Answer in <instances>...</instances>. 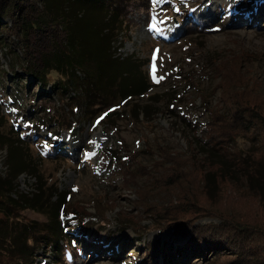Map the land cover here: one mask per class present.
Returning a JSON list of instances; mask_svg holds the SVG:
<instances>
[{
  "label": "rangeland",
  "instance_id": "374dc122",
  "mask_svg": "<svg viewBox=\"0 0 264 264\" xmlns=\"http://www.w3.org/2000/svg\"><path fill=\"white\" fill-rule=\"evenodd\" d=\"M90 1L87 6L93 7ZM109 2L113 9L116 0ZM45 4L49 18L63 15L73 23L79 17L72 3ZM117 6L124 23L115 57L132 59L146 71L151 88L142 95L109 92L86 104L81 92L45 87L26 75L20 51L0 44V132L9 145L16 143L18 159L37 165L47 186L66 193L63 233L44 230L43 214L17 212L34 229L31 246L7 263L1 253L0 264H230L235 258L230 252L189 244L146 213L176 198L174 186L164 187L168 154L185 161L194 175L211 163L225 164L232 182L222 195L213 194L211 205L200 197L197 208L208 216L194 227H219L217 216L224 213L248 224L261 233L247 242L257 261L246 264L264 263V201L247 190L242 165V158H260V142L239 137L214 147L206 127L212 111H229L215 73L223 60L244 58L264 91V0H118ZM97 12L94 7L89 12L92 21ZM154 64L157 76L164 77L159 83ZM6 156L7 150H0V175ZM36 182L22 174L19 191L35 192ZM11 231L7 226V238L15 235ZM8 243L22 250L21 239Z\"/></svg>",
  "mask_w": 264,
  "mask_h": 264
},
{
  "label": "trees",
  "instance_id": "16d2710c",
  "mask_svg": "<svg viewBox=\"0 0 264 264\" xmlns=\"http://www.w3.org/2000/svg\"><path fill=\"white\" fill-rule=\"evenodd\" d=\"M49 1L0 0V44L10 52L20 51L24 61L21 70L26 75L33 76L45 87L52 84L57 88L59 84L60 88L81 92L86 104L102 99L109 92L124 98L150 90L149 77L136 61L115 57L119 46H114V42L122 33L119 28L124 23L117 9L118 0L113 9H110V0H91L99 11L93 21L89 18L93 7L87 6L88 0H60L61 7L64 2L67 5L72 3L74 12L78 9L79 17L73 23L63 15L49 18L45 11V2ZM85 12L86 17H83ZM6 20L11 24L8 25ZM242 61L244 58L238 57L237 60L236 56L215 67L223 97L229 98V111L226 114L212 111L206 127L212 135L209 139L214 147L220 148L239 137L259 140L260 158L257 154L256 159L238 158L243 160L247 190L264 201V91L262 83L247 72ZM6 138L0 132V150H7L6 171L0 175V254H4L5 263L8 259L19 258L20 254L23 255V248L31 246L32 236L29 234L32 235L34 229L20 221L17 212L29 209L43 214L47 218L44 230L61 235L66 204V193L56 191L55 185L47 186L36 171L37 165L18 159L16 143L9 145ZM165 159L170 161L171 169L164 178V187L174 186L178 190L176 198L166 206H152V211L146 208V213L154 217L163 230L171 228L174 235L187 238L189 244L230 252L235 256L230 264H246L250 258L257 261L256 250L251 252V244L247 242H253L261 231L244 222H235L225 213L217 216L219 227H194L202 216H208L197 208L200 197L211 205L213 194L222 195L224 185L232 182L225 164L211 163L203 169H195L197 174L194 175V171L192 174L185 169V161L177 160L172 154L165 155ZM24 173L36 178L35 192L19 191L17 180ZM259 180L263 181L262 185ZM55 196L57 198L52 201ZM7 226L12 227L11 232L15 230V235L10 238L6 237ZM14 238L22 240V250L8 243Z\"/></svg>",
  "mask_w": 264,
  "mask_h": 264
},
{
  "label": "snow or ice",
  "instance_id": "6c2138e0",
  "mask_svg": "<svg viewBox=\"0 0 264 264\" xmlns=\"http://www.w3.org/2000/svg\"><path fill=\"white\" fill-rule=\"evenodd\" d=\"M177 11H179V9H177ZM153 28H154V30H158V29H155V25H153ZM158 51V50H157ZM153 79L155 80V82H157V83H159L160 82V80H163L164 79V77L163 76H157V74H156V66H155V64L153 65ZM105 115H107V113H105ZM104 117H101L100 119L102 120ZM97 123H99V121H97ZM93 143H95V142H93ZM125 159H127V158H125Z\"/></svg>",
  "mask_w": 264,
  "mask_h": 264
}]
</instances>
